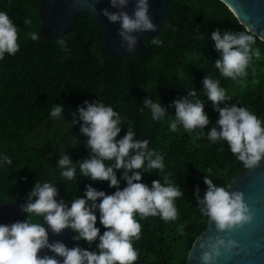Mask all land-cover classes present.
Wrapping results in <instances>:
<instances>
[{
    "label": "trees",
    "instance_id": "1",
    "mask_svg": "<svg viewBox=\"0 0 264 264\" xmlns=\"http://www.w3.org/2000/svg\"><path fill=\"white\" fill-rule=\"evenodd\" d=\"M40 6L41 0H0V10L7 11L20 28L21 45L15 56L6 54L0 61V152L13 160V165L0 168V208L14 201L23 189L28 190V196L39 179L51 180L57 186L60 182V196L69 204L74 196H84L87 184L109 194L115 191L108 182L79 176V170L75 181L62 182L56 169L60 152L66 150L75 162L88 158L89 151L84 143L67 145L73 133L82 142L87 137L80 132L79 124L65 131L62 123L50 118L51 107L64 103V118L70 121L71 112L85 100H100L124 117L120 136L131 125L138 139H149L150 147L165 154V173L185 193L176 202V221L165 223L159 217L140 221L142 236L133 242L140 253L136 264H186L194 241L208 227L207 218L196 205L195 186L199 184L203 196L205 175L219 185H227L247 170L226 143L213 144L207 139L206 132L215 125L219 113L203 94V77L209 74L220 78L221 85L233 96L232 102L238 101L264 119V60L254 62V71L249 68L246 84L220 77L214 67L220 57L211 33L216 28L247 29L221 0H172L159 33L165 45L153 46L150 38L144 41L149 53L140 60L148 73L133 56L113 60L97 22L86 12L79 13L63 37L68 51L58 45V40H45L42 33L39 42L32 41L28 33L41 32ZM26 18L33 24H24ZM257 46L264 54V41L258 37ZM192 90L206 103L210 124L204 134L201 130L189 134L182 127L170 131L168 121L174 118L173 107L168 108L169 115L163 121L152 120L147 109L140 111L146 97L158 98L167 107ZM121 174L118 170V178ZM156 179L163 182L158 170L143 175V182L149 186ZM124 186L126 181L121 180ZM25 217L23 213L21 220ZM97 226L102 233L99 219ZM79 243L89 248L87 242ZM91 249L96 250L95 243Z\"/></svg>",
    "mask_w": 264,
    "mask_h": 264
},
{
    "label": "clouds",
    "instance_id": "2",
    "mask_svg": "<svg viewBox=\"0 0 264 264\" xmlns=\"http://www.w3.org/2000/svg\"><path fill=\"white\" fill-rule=\"evenodd\" d=\"M130 2L134 4L131 12L127 10ZM89 4L97 10L96 0H89ZM151 7L150 0H109V7L99 12L110 23L119 25L122 47L135 54L140 42L138 34L161 31L150 15ZM24 24L32 25L33 21L26 18ZM19 33V26L8 12L0 10V61L6 54L15 56L19 52ZM28 37L39 42L42 34L33 30ZM149 40L156 47L165 45L159 34ZM211 40L220 57L214 67L220 77L236 84H246L249 68H253L255 61L264 60L257 46V35L250 29L221 31L216 28ZM57 43L68 51L65 38ZM202 83L204 96L219 113L215 125L206 132L207 139L213 144L226 143L245 169L259 168L264 164V119L238 101L232 102L233 96L221 85L220 78L206 74ZM169 107L175 109L174 118L168 121L172 132L182 127L189 134L194 130L204 134L203 130L210 124L205 100L198 97L196 90L188 91L187 96L173 100L167 107L158 98L146 97L140 111L147 109L152 120L163 121L169 115ZM64 112V103L54 104L49 116L62 123L65 131L80 125L86 142L73 133L67 145L76 147L84 143L89 157L74 162L66 150L60 152L56 166L59 180L75 181L79 170V176L93 182H108V187L115 191L109 194L87 184L84 196H74L69 204L62 199L58 201L56 182L37 180L26 203L21 205L25 219L0 224V264H136L140 253L133 242L141 239L140 221L147 217H159L165 223L176 221L179 216L176 202L185 193L165 173V154L150 147L149 139H138L131 125L120 136L124 117L112 106L100 100H85L71 112L70 121L65 120ZM11 165L12 158L0 152V168ZM118 170H122L119 178ZM151 170H158L163 182L156 179L151 186L144 183L143 175L150 174ZM121 180L126 181V186L121 187ZM203 182L207 186L203 196L199 184L194 189L199 213L223 235L206 239L198 236L193 246L198 245L199 249L197 264H218L226 253L243 250V245L228 234L253 224L255 213L242 191H229L231 184L219 185L208 174ZM98 219L104 229L102 233L97 226ZM68 229L75 234L73 239L78 242L75 246L68 247L60 240L50 242L49 231L60 235ZM81 241L87 242L89 248L83 247ZM94 243L96 250L91 249ZM45 249L52 254L41 255Z\"/></svg>",
    "mask_w": 264,
    "mask_h": 264
},
{
    "label": "water",
    "instance_id": "3",
    "mask_svg": "<svg viewBox=\"0 0 264 264\" xmlns=\"http://www.w3.org/2000/svg\"><path fill=\"white\" fill-rule=\"evenodd\" d=\"M221 1L232 11L241 25L256 33L257 37L264 41V0ZM150 2L152 5L150 15L162 31L168 18L172 0H150ZM133 6L134 4L130 2L127 10L131 12ZM105 7H109V0H96L97 10L95 11L90 7L89 0H41L39 11L42 22L41 33L45 40H59L75 23L79 13L86 12L97 22L104 37L107 54L113 60L133 56L139 66L149 73L140 57L144 53H149L145 48V39L158 35L159 32L138 34L140 42L136 53H128L122 47L121 38L118 35L119 25L110 23L100 14L99 9ZM231 185L232 188L229 191L240 190L245 194L247 203L255 213V220L253 224L244 229H238L228 234L243 245V250L226 253L225 257L218 261V264H264V164L255 170L247 169L242 172L232 180ZM57 187L59 190L60 182ZM27 192V189H23L14 201L8 202L0 208V224H11L21 220L23 214L21 205L26 203ZM57 199L58 201L62 199L66 203L60 195ZM45 227H48L46 223ZM74 235L71 229L65 230L60 235L49 231L50 242L60 240L68 247H73L78 243L73 239ZM215 235L223 234L217 233L214 223L210 225L208 221L207 229L199 237L206 239L208 236ZM45 252L48 250L45 249L40 254ZM48 254L51 255L52 253L48 252ZM198 254V245L195 248L192 246L186 264H197L196 257Z\"/></svg>",
    "mask_w": 264,
    "mask_h": 264
}]
</instances>
